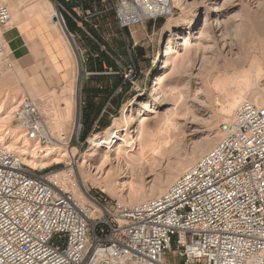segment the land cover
<instances>
[{"label":"built area","instance_id":"2783aa9c","mask_svg":"<svg viewBox=\"0 0 264 264\" xmlns=\"http://www.w3.org/2000/svg\"><path fill=\"white\" fill-rule=\"evenodd\" d=\"M50 1L81 60L75 37H92L106 14L124 39L177 9L173 0ZM10 18L0 0V30ZM13 120L41 147L57 142L30 95L19 98ZM219 132L163 193L132 204L79 184L77 195L74 157L61 170L34 169L0 140V264H264V103L242 101Z\"/></svg>","mask_w":264,"mask_h":264},{"label":"rangeland","instance_id":"374dc122","mask_svg":"<svg viewBox=\"0 0 264 264\" xmlns=\"http://www.w3.org/2000/svg\"><path fill=\"white\" fill-rule=\"evenodd\" d=\"M210 1L216 4L219 3V5L222 4V10L218 13L219 18L217 20H214V16L211 18V25L206 26L207 32L202 45L197 47L194 45L191 46L190 60L181 59L174 69H172V64H170L169 61L167 64L168 67L166 66L160 70L164 61L165 46L167 45L166 39L165 42H163L164 26L167 22L182 17L186 10L182 11L181 8L176 6L177 9L175 10L174 15L168 16L167 18H158L155 21H149L143 25L135 26L131 30L132 36L130 33L128 34L127 32H124V39L122 35H120L115 22H109L106 27L103 26L101 29H98V32H100V35L103 38L102 41H98V43H100L101 46H105L106 43V45L112 46V48L115 49L118 55H114V59L117 62L118 70L130 83V88L120 99L121 103L118 107L113 105V103L108 104V109L104 114L103 121H109V125L112 124L113 118L121 115V112L124 108H127V104L134 95L142 93L143 97L139 99V101H141V106L139 105V107L145 110V114L141 116V119L144 117L147 118L148 129L150 131L152 129V132H154L153 130L157 131L162 129L157 118L162 117L167 108H170L172 111L171 122L173 125L171 127L174 126V133L170 127L168 133L165 135L166 138H164L165 136L163 137L165 143L162 142V144L166 147H162L161 150L152 153L153 160L150 164L143 163L144 165L141 164L135 169H129L127 172L128 174L124 178L119 179L120 182L117 184V189L112 190L114 192H111L109 189L106 191L101 190L99 185L97 186V184H94L92 180L82 182L79 179L78 166L82 161L80 153L87 148L88 137L103 129H100L95 125L93 130L89 129L87 134L83 138L81 137L84 128L81 123V113L84 102L83 87L86 82L88 87H91L94 83H92L90 73H82V63L85 62L87 72H89L88 65L85 60L79 58L75 45L68 36L64 26H59L58 29L60 28V31L54 35V38H56V44L49 43L44 45V47L49 57L53 59L54 50H56V53H62L61 46H63V44L60 40V36L65 37L64 34L67 35L69 40L65 37L68 43L63 47L67 48L70 52L69 44L72 45L76 55L73 56L75 69H71L68 72V74L71 73L73 76L74 90L71 95L68 92H64L65 86L68 85V83H66L67 81L64 84H60L57 89L52 86H45L47 83L53 84L56 73L54 72L46 54L41 49V46H37L36 44L32 45L31 38H28L27 40L23 35L22 37L20 35L16 38L13 37L14 39L12 37L6 39L0 38L4 44V52L6 50L7 53L6 56L2 57L3 64H0V71L3 73L10 64H13V67L17 69L18 76L23 82L19 83L21 87H25L28 90V87L30 88L31 86V88L36 91L33 95L24 91L22 94H29L40 100L45 108L43 111L48 125L60 129L61 124L57 122V118L55 119L56 114L61 111V108L64 106L63 99L69 96L72 97V112L69 121H65V127L68 128V131L65 130L67 133L64 135V140L71 139L70 147H76L75 149L78 150L73 159L75 164L74 171L78 179L77 185L79 184L82 187L85 186V188H90L92 191L100 192L109 200L114 201L119 200L125 202L126 199H130V185L134 187L136 195H144L146 198L154 196L152 195V192L160 184L165 183L166 187L164 188H168L167 184L176 173L178 167L190 157L189 155H192L193 152L200 148L199 146L207 145L214 136L215 140L216 138L218 140V137H221L219 126L222 122H225V120L220 118L215 122L211 116L214 113H220L225 105L224 97L221 92L232 90L233 86L237 83L241 86H244L247 83H252L256 84L259 89L264 88V52L258 48L259 38H257L254 32L249 28L255 21L260 20L264 15V0ZM197 9L198 11H203L204 7H197ZM65 21H67L66 16ZM239 27L242 31L239 30ZM246 28H249L247 34L244 32ZM9 29L8 25V27L6 26V28L1 29V31L6 33ZM55 31L58 30L56 29ZM195 31L196 30H190L191 33L190 35L188 34V36L193 39L192 36L198 35L196 33L193 34ZM120 40L124 41L126 44L125 54L119 49ZM222 41H226L232 45L233 48L231 51L233 53H227L228 47L223 48L224 50L222 49ZM75 42L83 51L84 58H86V55L89 52L90 43L82 35L76 36ZM193 42L194 40H192V44ZM28 45H31L33 48L30 52H27ZM210 46L213 47L205 48ZM240 49H243L245 52L242 58L237 61L238 66H236V68L234 66L229 67H234L230 70L233 73L230 72L228 76L218 80L215 78L216 75L212 76L213 78L209 75V73L213 75L217 69H220V71L224 70L226 67L225 57L227 59L230 54L232 56V54L237 53ZM210 61L211 64L216 67L214 68L216 70L211 71V69H209ZM55 69H59V66L56 64ZM1 72L0 74H2ZM193 75H196L197 78H192ZM84 76H86L85 80L83 79ZM156 79H162L161 81H164V83L166 82L165 84L169 83L173 85L172 94L174 97L183 101L184 104L182 107L174 110L173 104H163V97L168 95L167 92H169V90H166L165 95L164 92H160L154 96L150 94ZM224 79L226 84L223 82ZM136 107H138V105L136 106L135 104L132 107L133 110L127 112L129 115H127L128 119L132 118V113ZM148 108L155 110V113L146 112ZM185 108L188 109L185 110ZM173 113H176V115ZM210 117L212 119H210ZM78 120L81 124V128L77 136ZM13 124L16 125L14 120ZM197 127L200 129V132L192 134L193 130ZM55 133L58 134L57 131ZM213 140L214 138L212 139V142H214ZM154 141L156 140L154 139ZM216 142L217 141H215V143ZM215 143H213V145ZM169 144L171 147L168 148V146H170ZM164 149H166L167 152L164 151ZM113 157H115L114 152L109 156L110 162L108 160V162L101 167L100 174L98 173L99 175L92 174L95 172L96 168L92 171V168L89 170V167L85 166L83 169H85L92 178L99 177L102 173V176H105L108 171L110 172L112 170H117L118 173L120 172L121 165L118 164L117 161L116 163L115 159L113 160ZM88 161V163L93 165L95 160L90 158ZM49 168L61 170L62 163L52 165ZM79 185L78 187L81 189ZM122 188H124V190H122ZM169 260L180 264L179 260H171L170 258Z\"/></svg>","mask_w":264,"mask_h":264},{"label":"bare ground","instance_id":"6f19581e","mask_svg":"<svg viewBox=\"0 0 264 264\" xmlns=\"http://www.w3.org/2000/svg\"><path fill=\"white\" fill-rule=\"evenodd\" d=\"M3 2L7 4L11 18L7 24V27L9 25L10 29L6 33H3L0 30L1 39H6L9 37L13 38L17 35L21 36V32L22 35H24L28 39L33 32L31 28L33 22L41 24L46 29L51 28L53 30H58L59 26L62 27L61 22L54 19V16L57 14V12L55 11V8L53 7V4L50 0H3ZM173 4L181 8L182 11H186L184 12V15L182 17L174 21H169L164 26L165 30L163 33V42H165L166 39L167 45L165 46L164 61L163 65L160 67V70L165 68L169 61L170 64H172V69H174L181 59H189L191 46L194 45L195 47H197L202 45V42L205 39V34L207 32L206 26L211 25V18L213 16L214 20H217L219 18L218 13L222 10V4L219 5V3L216 4L211 2L210 0H173ZM197 7H204V10L198 11ZM249 28L254 32L255 36L259 38L258 48L262 52H264V15L262 16V18H260V20L255 21ZM249 28H246L244 30L245 34L249 32ZM190 30H196L193 34H198L196 36H192L193 39L188 36V34L190 35L191 33ZM239 30L242 31L240 27ZM42 38L45 45L49 43L56 44V40L53 38V35L48 34V32L42 33ZM192 40H194L193 44ZM212 47L210 46L205 48L207 49ZM221 47L222 49L228 47V50L226 49L227 53L232 52V45L226 41H222ZM244 52L245 51L243 49H240L237 51V53L232 54V56L230 54L231 57L228 56L229 58L227 57V59L225 57L226 67L222 71H220V69H214L216 67L212 65L210 61L209 69H211V71H216L213 75H211L210 73L209 75L211 77L216 75L215 78L216 80H218L225 78L230 72L233 73L230 70L238 66L237 61L242 58ZM6 54V50L5 52L3 50V53L0 55V64H3L2 57L6 56ZM230 66L234 67L229 68ZM82 71H84L83 67ZM192 78L197 77L196 75H193ZM161 80H155L150 94L154 96L160 92H164L165 95L166 90H169V92H167L168 95H165V97L162 96V101H164L163 104H173L174 110L182 107L184 104L183 101H181L179 98L174 97V95L172 94L173 85L169 84L168 82V84H165L166 82L164 83V81L162 82ZM20 82L23 83L18 76L17 69L13 67V64H10V66L2 74H0V140L3 142L4 146L8 150L18 152L22 156L23 162L34 169H45L55 164L67 162L69 159L75 157L78 150L75 149L76 147H70V145H67V142L63 139L65 137V133H67L65 130L68 131V128L65 127V121H69V118L71 116L72 97L69 96L63 99L64 106L61 108V111L57 112L56 117L54 116L55 119L57 118V122L61 124L60 129H57L55 126L48 125L49 130L57 138V142L49 147H41L37 142L30 141L25 137L21 126H19L18 124H13L14 112L17 109L19 98L23 95V91L32 95L36 93V91L33 90L30 85H28L30 86V88L28 87V90L25 87H21V85L19 84ZM68 82L69 83L65 86L64 92H68L71 95L74 90L73 79H70V81ZM223 82L224 84H226L225 79L223 80ZM263 90L264 89H259L256 84L247 83L246 85L241 86L237 83L233 86L232 90L221 92L224 97L225 105L220 113H214L213 115H211L213 120L217 122L218 119L222 118L225 121H229L232 118L238 104L244 100H249L256 104H263ZM31 97L34 98L33 96ZM142 97V93H138L137 95L135 94L127 104V108L123 109L121 115L113 118L112 124L101 130L100 132H97L88 137V146L80 153V158L82 160L80 165L78 166V175L80 181L85 182L87 180H92L94 184H97V186L99 185L101 190L106 191L107 189H109L111 190V192H114L112 190L117 189V184H119L120 182L119 179L124 178L128 174L127 172L129 171V169H135L143 163L150 164L153 160L152 153L161 150L162 147H166L163 146L164 144H162V142H164L163 137L166 135V133H168L169 128L173 125L171 122L172 111L170 108H167L164 112V115L157 118V121L162 129H159L157 131L153 130L155 132L154 133L152 132V129L151 131L148 129L149 127L148 121L146 120L147 118L144 117L143 119H141V116L145 114V110L139 107V105L141 106V101H139V99ZM35 99L37 100L41 111L44 113V106L37 97H35ZM135 104L136 106L138 105V107L134 109L132 118L128 119L127 112L129 110H133L132 107ZM150 108H148L146 112L155 113V110H152ZM187 109L185 108V110ZM173 114L176 115V113ZM212 118L210 117V119ZM171 128L174 133V126ZM56 131L58 132V134L55 133ZM78 132L79 127H77V133ZM199 132L200 129L197 127L193 130L192 134H197ZM164 138H166V136ZM213 138L214 142H212ZM213 138H210L211 140L208 139L210 140V142L207 143V145L199 146L200 148L193 152V154L191 153L192 155H189L190 157L178 167L176 173L168 182V186L174 181L173 178L175 179L191 165H193L197 161V158L199 156L208 151L209 148L213 146V143L220 139V137H218L219 139L217 140L216 138L215 140V136ZM154 139L156 141H154ZM169 147H171V145L168 146V148ZM164 151L167 152L166 149H164ZM113 152L115 153V157H113V160L115 159V162L117 161L118 164L121 165L120 172L117 173V170H112L109 172L107 170L108 172L105 174V176H102V173L101 176L92 178V176L87 173L85 169H83V167L85 168V166L89 167V170H91L90 168H92V171L96 168L95 172L92 174H98L101 171V167L108 162L109 156ZM90 158H93L95 160L93 165L91 163H88V159ZM71 179H73V177H71ZM165 185V183H162L157 186L153 190L152 195L156 196L163 193L167 189L164 188L166 187ZM129 188L131 192V195L129 196L130 199H126L125 202L132 204L147 199L144 195H136L133 186L130 185ZM122 190H124V188H122ZM74 192L77 195L80 194V189L76 184L74 186Z\"/></svg>","mask_w":264,"mask_h":264},{"label":"trees","instance_id":"16d2710c","mask_svg":"<svg viewBox=\"0 0 264 264\" xmlns=\"http://www.w3.org/2000/svg\"><path fill=\"white\" fill-rule=\"evenodd\" d=\"M67 29L71 32L77 30L75 24L67 17ZM83 36V35H82ZM90 43L89 52L85 61L91 75V87L87 82L83 87L84 102L81 113V123L83 125L82 138L89 129L93 130L95 125L100 129L109 126V121H103L104 114L107 112L108 104L113 103L119 106L120 99L130 88V83L120 74L114 55H118L112 46L105 43V49H101L100 43L102 36L98 31H92V37L83 36ZM124 41H119V49L126 53ZM95 72H104L96 74ZM116 115V114H115Z\"/></svg>","mask_w":264,"mask_h":264},{"label":"crops","instance_id":"0c3cea01","mask_svg":"<svg viewBox=\"0 0 264 264\" xmlns=\"http://www.w3.org/2000/svg\"><path fill=\"white\" fill-rule=\"evenodd\" d=\"M109 22H114V19H113V15L112 14H109V15L106 14L104 16V21L101 24L102 25L101 28L103 26L106 27L109 24ZM31 28H32V31L33 32L31 33V35L29 36V38H31L32 45L36 44L37 46H41V49L46 54V56H47V58H48V60H49V62L51 64L54 72L56 73V75H55V81L53 82V84L47 83L45 86H47V87H51L52 86V87H54V88L57 89L60 84H64L66 81H67L66 83H69L68 81H70V79H72L73 76L71 75V73L68 74V72L71 69H75L74 62H73V56L75 55V51H74L73 46L70 45V44H69L70 52L68 51L67 48H64L63 47V46H66V44L68 43V41H67V39H68L67 35L64 34V36L67 39L65 37H63V36H60V40L61 41H65V42H62V44H63V46H61L62 47V53H56V50H54V53H53L54 56H53V59H51L49 57V55L47 54L46 50H45V47H44L45 43L43 42L42 33H45V32L47 33L48 32V34L53 35V38H54V35L60 31V28L58 29V31H55V30H53L51 28H47L46 29L41 24H38L36 22H33V24L31 25ZM76 31L77 30H75L73 32H76ZM118 31L120 32V35H121V31L119 29H118ZM125 32H127L129 34L128 31H125ZM106 34H107V32H106ZM45 35H47V34H45ZM17 36H19V35H17ZM17 36H15V38ZM21 36H22V32H21ZM54 39L56 40V38H54ZM10 40H12V39H10ZM32 49L33 48L31 47V45H28L27 52H30ZM55 64L59 66V69L58 70L55 69ZM95 73L96 74H99V73H104V72H95Z\"/></svg>","mask_w":264,"mask_h":264},{"label":"water","instance_id":"95a60500","mask_svg":"<svg viewBox=\"0 0 264 264\" xmlns=\"http://www.w3.org/2000/svg\"><path fill=\"white\" fill-rule=\"evenodd\" d=\"M82 67H83V70H84L83 72H84V74H85V70H86L85 63H82ZM83 79L85 80V79H86V76H84Z\"/></svg>","mask_w":264,"mask_h":264}]
</instances>
